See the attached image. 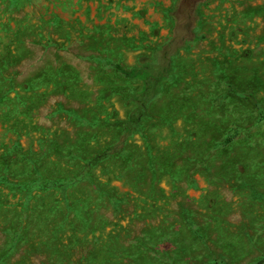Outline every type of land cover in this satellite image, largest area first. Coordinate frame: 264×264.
<instances>
[{"label":"rangeland","instance_id":"1","mask_svg":"<svg viewBox=\"0 0 264 264\" xmlns=\"http://www.w3.org/2000/svg\"><path fill=\"white\" fill-rule=\"evenodd\" d=\"M263 259L264 0H0V264Z\"/></svg>","mask_w":264,"mask_h":264},{"label":"trees","instance_id":"2","mask_svg":"<svg viewBox=\"0 0 264 264\" xmlns=\"http://www.w3.org/2000/svg\"><path fill=\"white\" fill-rule=\"evenodd\" d=\"M116 69L118 72L123 75L124 77L128 79H136L138 76H143L144 74L150 75L147 71V69L144 67L142 69H133V70H126L122 66H116ZM163 75V74H162ZM159 81V78L157 79ZM154 85V82H153ZM150 88H146L143 93L139 94L137 97V113H139V117L143 114L144 111V104L143 99L146 97V92ZM229 93L239 99H243L248 103H251L252 105L258 107L257 101L255 96L252 93H245L240 91L235 86H229ZM139 124L138 118L136 120H133L132 117L129 119V121L119 124L120 127H122V130L127 134L132 131L133 128H135ZM234 139V136L228 137L225 142L231 143ZM260 264L264 263V259L259 262Z\"/></svg>","mask_w":264,"mask_h":264}]
</instances>
